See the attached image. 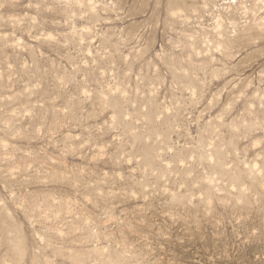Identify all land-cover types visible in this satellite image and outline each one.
<instances>
[{
	"label": "rangeland",
	"instance_id": "374dc122",
	"mask_svg": "<svg viewBox=\"0 0 264 264\" xmlns=\"http://www.w3.org/2000/svg\"><path fill=\"white\" fill-rule=\"evenodd\" d=\"M0 264H264V0H0Z\"/></svg>",
	"mask_w": 264,
	"mask_h": 264
}]
</instances>
